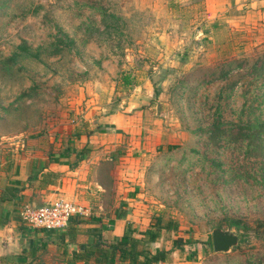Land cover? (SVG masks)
<instances>
[{"label": "rangeland", "instance_id": "1", "mask_svg": "<svg viewBox=\"0 0 264 264\" xmlns=\"http://www.w3.org/2000/svg\"><path fill=\"white\" fill-rule=\"evenodd\" d=\"M208 15L204 0H0V137L151 111L143 201L199 264H264V26ZM215 228L239 245L215 253Z\"/></svg>", "mask_w": 264, "mask_h": 264}, {"label": "crops", "instance_id": "2", "mask_svg": "<svg viewBox=\"0 0 264 264\" xmlns=\"http://www.w3.org/2000/svg\"><path fill=\"white\" fill-rule=\"evenodd\" d=\"M204 3L209 17L264 26V0ZM97 109L94 117L89 109L75 119L62 117L36 136L0 137V264H97L74 254L96 251L98 243L105 248L125 235L146 240V233L155 230L153 218L177 224L142 199L140 162L158 148L163 132L149 127L151 111L131 103L108 113ZM57 200L75 203L85 214L72 216L60 230L24 225L22 207ZM177 232L164 229L157 242L148 244L152 254L165 253V260L154 264L200 263L201 249L185 244L181 234L174 237ZM178 238L183 239L180 248ZM114 264L130 263L116 259Z\"/></svg>", "mask_w": 264, "mask_h": 264}, {"label": "trees", "instance_id": "3", "mask_svg": "<svg viewBox=\"0 0 264 264\" xmlns=\"http://www.w3.org/2000/svg\"><path fill=\"white\" fill-rule=\"evenodd\" d=\"M129 82V78H126ZM154 231H148L146 233V240L140 241L135 238H131L128 235H125L123 238L117 240L111 244H105V248L101 247V243L95 245V250H86L80 253H75L74 256L78 259L89 260L93 258L97 264H114L116 259H119L123 262L129 261L130 264H154L165 260V253H155L152 254L148 248V244L157 242L160 238L162 230H175L178 231V225L175 224H164L160 219H152ZM212 239V237H211ZM183 239L178 238L175 240L176 248L182 246ZM212 246V240L209 242ZM103 246V245H102Z\"/></svg>", "mask_w": 264, "mask_h": 264}, {"label": "built area", "instance_id": "4", "mask_svg": "<svg viewBox=\"0 0 264 264\" xmlns=\"http://www.w3.org/2000/svg\"><path fill=\"white\" fill-rule=\"evenodd\" d=\"M83 207L65 200H57L43 206L25 205L20 211L24 225L32 229L60 230L74 215H84Z\"/></svg>", "mask_w": 264, "mask_h": 264}, {"label": "water", "instance_id": "5", "mask_svg": "<svg viewBox=\"0 0 264 264\" xmlns=\"http://www.w3.org/2000/svg\"><path fill=\"white\" fill-rule=\"evenodd\" d=\"M212 244L215 253L227 254L239 245V236L232 229L215 228L212 231Z\"/></svg>", "mask_w": 264, "mask_h": 264}]
</instances>
